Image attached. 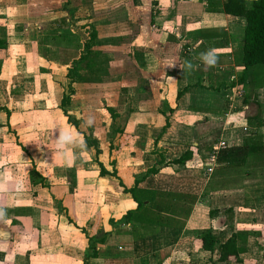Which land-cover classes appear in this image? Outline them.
<instances>
[{
    "label": "crops",
    "instance_id": "1",
    "mask_svg": "<svg viewBox=\"0 0 264 264\" xmlns=\"http://www.w3.org/2000/svg\"><path fill=\"white\" fill-rule=\"evenodd\" d=\"M222 3L0 0V171L24 182L0 195L7 212L0 221V261L13 256L14 264H224L195 240V231L207 229L219 244L232 233L245 234L240 262L227 264H264V155L249 176L215 161L218 150L245 139L258 138L264 146V124L255 128L264 122V67L257 76L248 70L239 81L244 20L224 14ZM86 25L98 39H124L95 50L109 55L107 75L126 78L129 67L135 69L138 106L132 112L141 119L136 134L120 125L121 134L101 155L87 144L89 154L65 163L55 157L52 137L53 131L58 135L54 126L69 125L60 106L68 65L45 61L40 53L50 47L74 52L86 39ZM47 37L60 41L46 43ZM71 37L81 40L66 48ZM208 48L219 50L211 68L196 59ZM185 61L199 67H182ZM185 152L187 160L173 162ZM22 159L31 160L28 176ZM155 165L158 171L138 181L137 189L196 198L180 229L152 232L122 220L135 209L122 188H132Z\"/></svg>",
    "mask_w": 264,
    "mask_h": 264
},
{
    "label": "trees",
    "instance_id": "2",
    "mask_svg": "<svg viewBox=\"0 0 264 264\" xmlns=\"http://www.w3.org/2000/svg\"><path fill=\"white\" fill-rule=\"evenodd\" d=\"M222 11L224 14L244 20L242 45L240 49V63L242 68L239 78V81L244 83V76L248 70L253 71L257 76L258 73L262 72L264 67V0H252L248 4H246L244 0H223ZM84 32L86 34V39L76 48L77 61L79 62L84 59L92 60L93 64L88 65L87 69L94 70V64H96L98 59H101L100 57L102 54L97 51H92L93 47L97 46V37L93 27L89 25L85 26ZM71 63L72 64L67 68L69 84L72 81L71 76L77 67V62ZM107 64L103 67L105 71L103 75L107 74ZM184 90L185 88L177 92L176 98H179ZM64 98L65 96L61 100V108L64 107ZM109 114L111 119L117 116L112 110H110ZM63 115L67 118L69 124L74 125L75 128L77 127L76 122L70 119L64 110ZM263 124L264 122H259L255 128ZM84 139H86L87 144L94 148L95 153L98 154L95 144L91 143L88 138L84 137ZM261 155H264V146L258 142V138L251 141L245 139L241 146L225 147L218 150L215 154V161L222 169L236 170L239 168L245 176H249L252 171H255V169L259 167L258 159ZM189 157L190 153L185 152L180 157L173 160V162L183 163ZM98 166L100 168V173H102L103 169L101 165L98 164ZM158 166L160 165L158 164ZM158 166H153L142 175L135 178L132 188H122V192L128 193L135 204V209L126 212L122 220L124 222H138L139 224H143V229L152 232L157 230L160 226L180 229L192 205L196 201L195 197L144 191L136 188L138 181L143 180L149 175L155 174L158 171ZM111 174L114 176L115 172L112 170ZM225 212L228 213L230 211L225 209ZM215 213L216 211H209V216ZM194 237L201 250L210 253L215 251L217 253L216 262L224 264L228 262H240L238 256L244 251L243 244L245 241V234L238 232L232 233L222 244H219L216 236L207 229L195 231Z\"/></svg>",
    "mask_w": 264,
    "mask_h": 264
},
{
    "label": "rangeland",
    "instance_id": "3",
    "mask_svg": "<svg viewBox=\"0 0 264 264\" xmlns=\"http://www.w3.org/2000/svg\"><path fill=\"white\" fill-rule=\"evenodd\" d=\"M51 4L52 2H48L46 6L50 7ZM24 14L25 13L23 12L22 15ZM65 31L67 32V30ZM78 34L81 35L80 33ZM27 39V36L23 37L22 41ZM79 39L81 40L79 37L76 39L71 37L69 42L64 44V46L70 48L72 47L73 41L76 42ZM122 40L124 39L119 36L114 38H97V46H94L92 51L101 53V51L95 50L98 46L103 44H116ZM58 41H60L59 38L55 41L54 38L52 39L50 37L48 39L47 37L44 42L55 44ZM74 50V52H56L53 47H50L44 53H39L45 61H64L68 67L72 64L71 62H77L76 70L71 76L72 81L70 80V84L67 85L64 98V111L71 113V115H69L70 119L76 122L83 137L88 138L91 143L97 146L98 154L101 155V153L106 150V144L115 139L117 134H121L120 129L122 128H120V125L127 124V131L136 134V124L138 119H141V117L134 115L132 112V110H135L138 106L137 98L134 99V93L138 90L139 86L136 84V72L135 69L129 67L128 76H126V78L122 73H116L113 74V76L109 74L103 75L105 73L103 67L107 64L109 55L101 53V59L99 60L97 58L98 60H96L98 63L96 62V64H94L95 69L90 70L87 69V67L88 65L93 64V61L90 59H84L78 62L75 46ZM119 75L122 76L120 77ZM110 110L113 112L116 110H123L124 112L121 117L116 116L114 119H111L109 114ZM89 116L94 119V123L91 127L86 126L84 123L85 119ZM108 123V131L105 132V125ZM138 127L144 135L147 134L142 124L139 123ZM108 147L109 145H107V148Z\"/></svg>",
    "mask_w": 264,
    "mask_h": 264
},
{
    "label": "clouds",
    "instance_id": "4",
    "mask_svg": "<svg viewBox=\"0 0 264 264\" xmlns=\"http://www.w3.org/2000/svg\"><path fill=\"white\" fill-rule=\"evenodd\" d=\"M219 50L216 48H208L207 50L200 52L196 59L207 68L216 66L218 63ZM175 66V65H172ZM188 67L192 70L199 67V65H194L191 61H185L182 67ZM86 126L91 127L94 123V119L89 116L84 121ZM53 130L58 131V135L53 131L52 144L55 150V157L65 163H74L77 158L81 155L89 154V149L86 139L82 134L75 129L74 125H67L65 128H56L54 126ZM79 149V152L76 150ZM24 165L23 171L26 176L28 173L25 171L26 168L31 167V160L22 159ZM47 164L46 161H44ZM15 184L18 188H23L24 182L22 179H16L12 177L10 173L0 171V195H6L9 191V186ZM7 212L6 208L0 206V221H6ZM0 250H3L0 248ZM0 264H14L13 256H5L4 261H0Z\"/></svg>",
    "mask_w": 264,
    "mask_h": 264
},
{
    "label": "built area",
    "instance_id": "5",
    "mask_svg": "<svg viewBox=\"0 0 264 264\" xmlns=\"http://www.w3.org/2000/svg\"><path fill=\"white\" fill-rule=\"evenodd\" d=\"M209 161H210V162H213V157H210V160H209ZM210 162H209V164H208L209 166L205 168V172H206V173H210V172H211V165H212V164H210Z\"/></svg>",
    "mask_w": 264,
    "mask_h": 264
}]
</instances>
